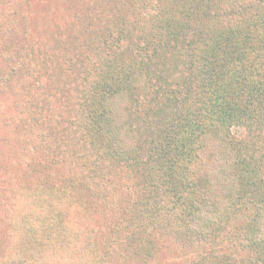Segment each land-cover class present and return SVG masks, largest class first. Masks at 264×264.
<instances>
[{
	"label": "trees",
	"instance_id": "obj_1",
	"mask_svg": "<svg viewBox=\"0 0 264 264\" xmlns=\"http://www.w3.org/2000/svg\"><path fill=\"white\" fill-rule=\"evenodd\" d=\"M66 1L68 6L39 2L52 5L53 16L62 13L60 23L45 20L48 31L41 35L33 27L30 0H0V11L8 12L0 16V118L33 85L42 97L35 85L38 73L50 78L46 88L58 86L66 100L60 119L44 116L39 103L32 108L28 128L21 122L17 127V122L6 133L11 130V124L6 125L9 119L0 120V172L16 169L14 177H20L10 190L15 195L25 190L33 202L49 198L41 226L45 232L63 224L68 211L81 218L99 199L97 187L121 193L128 179L121 173V163L127 172L133 168L129 172L133 181L147 170L149 183L156 179L152 175L157 165L162 178L154 184L166 200L148 199L140 209L143 217L128 213L126 226L132 228L126 234L114 229L98 243L103 249L98 261H127L132 248L152 250L154 236L169 235L175 241L181 232L196 233L198 238L215 236L221 220L246 215L239 228L247 237L246 251L241 245L245 254L230 259L210 253L190 263L264 264V167L253 158L258 152L255 143L249 148L248 140L230 133L232 127L241 126L256 132L255 142L264 133V0ZM167 49L177 50L174 56L182 58L184 70L178 80L169 75L174 60ZM45 60L46 68H40ZM152 91L161 98L144 142L130 118L134 104L145 103V94ZM62 119L76 126L70 128ZM40 134L45 146L55 144L54 164L61 168L43 169L42 154L28 157L35 162L26 160ZM206 137L221 156L215 161L222 190L218 195L211 193L209 177L200 181L197 155L205 149ZM137 145L146 146L154 165L140 164ZM39 174L50 176V184L42 183ZM253 188L258 191L255 196ZM153 215L159 222L152 229L154 235L147 230ZM57 241L67 242L61 237ZM7 264L31 263L8 260Z\"/></svg>",
	"mask_w": 264,
	"mask_h": 264
},
{
	"label": "rangeland",
	"instance_id": "obj_2",
	"mask_svg": "<svg viewBox=\"0 0 264 264\" xmlns=\"http://www.w3.org/2000/svg\"><path fill=\"white\" fill-rule=\"evenodd\" d=\"M45 1L51 2V4L55 6H68L66 0ZM39 2H41V0H30L29 7L33 13L32 19H34L35 23L33 27L35 26L36 29H38L36 32L43 35L45 34L43 31H48L46 28V26H48L47 24L54 23L53 19L60 23L62 13L58 14L59 12H57L54 17L53 13L56 9L52 11V5L44 4L43 6V4ZM2 12L3 11H0V16L8 14L7 10H5L3 13ZM45 20L48 21L47 24L45 23ZM61 23H63V21ZM8 31L10 32V30ZM161 48L165 49L168 47L162 44ZM167 52L171 53L170 58L174 60L172 73H169V75L174 80H178L181 70H184V66H181L182 58L179 55L174 56L177 50L170 52V50L167 49ZM46 66V60L41 61L40 68H46ZM36 77L37 80L35 81V85H38L39 90L42 93V97H40L39 94L37 96L34 85L28 91H25L26 94L23 96V98L19 101H16L12 107H9V111L7 114H5L6 116L3 115L4 117L1 116L0 118V120L2 117L3 119H9V122L6 123V125L10 123L11 130L7 131L6 133L12 132L14 126L17 125V122H19L17 127H21V122L25 127L28 128L29 125L26 122L31 115L32 108L35 105L39 106V103L44 110V116H46V113H48L56 117V119H60L59 111H61L64 107L62 104L66 101L65 97L62 98V92L59 90L58 86L50 88L45 87V85L48 83V79L50 78H46L43 74L40 76V73L36 74ZM43 88L46 89L43 91ZM145 95H147V97L144 98L145 103H135L134 107L132 108L133 117L130 118V123L132 124L134 131L144 139V142L149 139L148 137L150 136V133L147 134L150 130L149 124L154 122V118L158 112L156 102L161 98L153 91L150 94L148 92V94ZM45 120L46 122H49V119L47 120L46 118ZM62 120H64L65 124L67 123L66 126L70 128L76 126L71 124V122H69L67 119ZM51 123L54 124V122ZM6 127L7 126L3 127V129L6 130ZM69 131L73 130L70 129ZM230 133L232 135H236L238 138L244 137L246 140H248L249 148H251L252 143H255L254 145L258 147V152H254V146L252 148V151L254 152L253 158L260 160L261 165L264 167V133H260L258 136L259 139L256 141L257 143L255 142L254 137L256 132L253 133L252 130L247 132L241 126H235L230 129ZM42 140L43 139L40 134L36 139V142L38 143L32 146L29 149V152L26 153V160L28 159V161L32 163L35 162L36 159L28 157L46 155L47 158L43 157L42 161H40V163H42L41 165L43 169L48 170L49 165H52V167L55 169L61 168V166L57 167L58 163L54 164L56 157L53 158L54 147H52V145L55 144L46 143L47 146H45V143H43ZM202 143L203 146L206 145V147L197 155L198 163L200 164V181H206V178L209 177L207 182H209L208 185L210 186V191L213 194L215 193L214 195H218L219 191H222L219 188L220 173L218 174L215 169L217 163L215 161L221 158L218 152V146L214 145L209 137L203 139ZM128 144L129 146H132L131 143ZM67 145L70 146L71 142L68 141ZM135 148L141 154V165H154L152 164L153 160L151 159L150 152L146 150V146L142 145L140 147L137 145ZM13 165V168L18 167L17 164ZM121 165L123 166L122 170L120 169L121 173L129 179L132 176L130 173L133 168L129 169V173L127 172V167L123 165V163H121ZM20 166L21 169L22 167L24 168L23 165ZM30 171L35 174L34 170ZM160 171L161 167L154 165L152 175L156 177V179L153 180L154 183L158 182L159 179L162 178V173ZM7 172H0V200L6 197V199H4L3 205L0 207V218L2 219H0V264H7L8 260L14 261L16 263L27 260L30 261L31 264H182L185 262L186 264H191L192 262H195L194 257L199 255L206 256L210 253L216 257L238 259L242 253L241 245L246 251L245 239L247 237L239 233V228L241 227L242 221L245 220L244 217L246 215L242 218H235V216L232 215L228 219H223L220 222L218 221L219 223L217 225L219 229L217 230L218 232L215 234V236L198 238L196 233L186 234L181 232L180 238L176 239V241L174 240L173 236L169 235H160L159 237L154 236L153 240H155V244H153L152 250H149L148 248L146 252L145 248H132L131 252L127 253L130 260L127 258V261L113 262L108 258L107 260L101 262L98 261V255L100 257L103 249H98V243H100L102 240L104 241L105 238L108 237L109 233L114 229L117 233H128V231H130L132 228V226H126L128 225V213L132 215V217H134L136 214L138 218L143 217V213L140 209L145 208L144 202H146L148 199L152 200L153 202L160 203L166 200V195L159 191L156 184L149 183L148 180L145 181V177L148 175L147 170H144L141 174H139L138 177H135L134 181L132 178L129 180L126 179L127 187L125 186L126 188L123 187L120 189L122 195L118 191L113 192L110 189L101 190L99 187H97V192L100 193L99 199H96L91 203V206L87 208L81 218H75L73 215L71 216L68 211L65 217L61 220L63 224H60L57 226V228L52 230H46L45 232H43V229L45 228L42 229L41 226H45L44 222L46 220V214L44 212H46L49 208L48 205L51 201H49L48 198L35 200L33 202L32 198L26 196L27 192H25V190H22L23 193L15 195L10 189L20 179V177H14L19 171L14 169ZM43 174H39L38 177L41 179L42 183L48 184L50 182V176L45 179ZM34 177L37 178V176ZM261 177L262 181L264 182V173H262ZM138 180L139 183H137ZM205 181H201V183H205ZM263 184L264 183H261V185ZM256 191L257 189L254 188L250 190V192L253 193V196L257 195L254 194ZM263 192L264 191L262 190V195ZM36 196L39 197L38 195ZM67 197H70V195H67ZM30 199L32 200L30 201ZM66 199L68 200L69 198ZM130 207L134 208L133 212H131ZM65 209L67 208L65 207L64 209H61V211H64ZM249 215L251 219L252 214L249 213ZM8 217L9 222L7 221ZM151 217L153 222L150 223V225L147 227V230L148 233L150 232L154 235L156 231L152 232V229L157 228L156 226L159 224V222L156 220L157 215H153ZM25 218L26 223H24ZM142 224L143 221L140 225ZM41 237H43L44 240L38 244ZM59 237L64 238L65 242L67 241L66 244L58 242L57 240ZM96 251L97 255L95 256ZM242 254H245V252ZM142 256L146 257L145 262H141L142 260L140 258H142ZM191 260L193 261L191 262Z\"/></svg>",
	"mask_w": 264,
	"mask_h": 264
}]
</instances>
